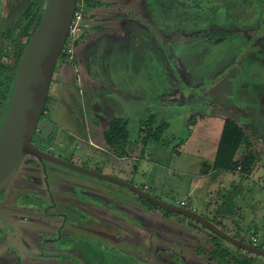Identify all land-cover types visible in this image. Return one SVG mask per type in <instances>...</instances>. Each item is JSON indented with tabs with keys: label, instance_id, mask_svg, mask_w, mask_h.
I'll return each mask as SVG.
<instances>
[{
	"label": "rangeland",
	"instance_id": "rangeland-1",
	"mask_svg": "<svg viewBox=\"0 0 264 264\" xmlns=\"http://www.w3.org/2000/svg\"><path fill=\"white\" fill-rule=\"evenodd\" d=\"M102 1L109 3V0ZM148 1L151 8L136 10L134 14L125 6V10L122 9L120 14L127 18L124 20L135 23V25L130 24L133 28L138 29L137 24H141L139 27L141 30L137 33L141 32L144 38L138 39L137 43L142 44L144 39H148L149 49H152L151 52L158 51L159 57L154 56L155 53H151L150 50H148L150 53L146 50L137 51L138 45L131 44L132 48L130 47V51L125 52L123 56L108 60L111 62L104 68L105 73L101 79L105 81L106 86L98 89V96L92 102L98 113L96 114L97 123H100L98 129L94 130L91 120L86 127L79 126L82 119L86 118L87 122L91 114L87 110L84 114L81 112L76 97L67 99L69 103L64 101L68 103L67 108L65 109V105L60 109L58 107L56 117L52 115L63 126L70 128L72 126L73 130L82 134L81 140H86V143L89 139L95 143L101 142L104 129L108 127V120L116 116L127 119L130 134L136 132L139 121L150 115L156 116L158 121L164 118L173 130L180 126L183 119L190 136L184 137L178 129L176 133L169 134L158 143L147 144L144 151L141 149V144H137L134 150L138 157L130 158L129 162L120 161L117 157L103 153L102 147L94 148L95 151H101H93L94 155L100 157L96 166L88 160L81 163L75 157L73 161L69 154H61L59 147L62 144L49 141L44 143L38 133L33 137L34 141L44 151L63 160L86 166L102 174L118 176V179L123 181H132L140 188L145 186L143 188L145 190L151 186L153 191L147 192L155 198L158 197L160 201L176 207H180V203L184 202L186 206L181 208L193 207L195 210H200L202 216L217 224L220 223L227 234L236 239L242 238L250 243L254 239L252 233H256L260 240L264 241V72L257 73L256 69H252V76L249 78L240 76L238 82L239 79L235 77L237 71H234L236 68H245L247 66L245 61L249 58L253 63H264V19L262 26L257 22L248 23L251 16L236 20L228 19L218 27L198 28L200 30L197 32V28L192 27L188 21L176 27L170 20L162 21L165 17L163 11L159 12L156 9L155 0ZM29 2L30 0H0V18L2 17L4 27L0 25V34H5L8 26L14 31L13 34L19 32V28L14 27L18 23L20 13ZM112 3L110 1L109 11H116ZM94 18L80 21L79 33L83 30L84 23ZM154 19L162 21L159 22L162 30H156V24L152 21ZM111 23L113 24V21ZM111 23L101 20L97 25L107 28ZM168 26L173 29L165 30L164 28ZM89 31L90 37H96L98 33L96 29L91 27ZM155 33L158 34L160 42H164L162 47L156 43V38L152 37ZM213 34L217 35L213 36ZM226 34L230 37L241 36L242 44L229 51L228 43L222 42ZM196 36L199 42L208 43L207 48L210 47L213 56L217 55L216 61L214 59L208 62L202 68H198L197 65L192 67L191 63L206 54L207 48L203 47L195 58V55H191L189 51L192 47L182 44L191 39L195 40ZM1 47H3L2 42H0ZM75 50L76 46L74 54ZM227 51H229L228 57H225L214 70L216 62L220 59V57L218 59L219 54L222 56ZM141 62H146L148 68L145 70L149 71L148 77H151L149 80L154 79V82L147 81L143 68L135 66ZM221 72L226 73L214 81ZM247 73L249 74V69ZM73 75L75 79L76 76ZM83 75V71L79 70V79H83ZM260 81L263 83L257 90L256 83ZM52 89L53 87L50 88L49 94ZM83 89L90 95L87 97L89 102L91 92L88 86L83 85ZM222 91H225L224 95L221 94ZM186 103H192L194 111L186 113L188 107L184 105ZM131 105L136 106L131 108L130 112ZM177 118L180 119L178 125ZM227 118L235 120L246 135L256 140V146L249 149H255L254 153L258 159L255 169L248 176L242 175L239 170L225 174L222 171L212 170V157L216 147L214 143L223 124L221 120ZM42 122L38 123V128L41 127ZM252 133H255L254 137ZM85 147L88 145L81 146L83 150ZM240 156L241 154H237V158ZM23 161H27L32 167L31 170H26L31 172V177L19 182L20 172L27 166L21 162L9 185L0 192V257L5 262L9 261L6 254L11 251L18 264H61L62 259L54 258L58 256L57 250L60 249L66 264H126L128 261L126 255L133 263L134 258L138 257L147 259L151 264H172L165 261L161 254L157 255L159 250L164 249L166 252L162 253L163 257H173L176 264L185 262V264H224V259L213 254L219 245V249H224L220 254L230 257V254L234 253L255 259V263L252 264H264V257L258 258L253 253L239 249L200 223L163 210L159 206H150L145 212V217H141L140 211L126 207V204H129L128 197L121 196L119 191L127 192L132 197L134 194L124 187L49 162L42 167L32 156H26ZM35 163H38L36 167H34ZM128 165L136 168L135 174L139 176L135 179L127 178ZM34 176L38 178L35 179ZM148 177L151 178L149 181L146 179ZM18 186L24 191L13 190ZM50 196L54 200V205L60 206L62 212L68 209L71 222L77 223L79 229L77 227L73 229L69 225L64 228L58 225L56 228L50 217L33 210L35 203L42 206L41 202L45 197L50 199ZM96 198L98 202L103 203L105 210L97 207L98 203L95 205L91 203V200ZM75 206L82 207L83 211H75L73 209ZM126 212L141 224L133 223ZM104 218L110 221L109 225L101 224ZM116 226L125 230L126 238L115 239L114 235L102 233L107 231L117 234ZM56 235V243L59 242V236H62V240L66 242L61 241L63 244L56 245L43 242ZM214 239L217 246L212 243ZM157 257H160L159 260L156 259Z\"/></svg>",
	"mask_w": 264,
	"mask_h": 264
},
{
	"label": "trees",
	"instance_id": "trees-1",
	"mask_svg": "<svg viewBox=\"0 0 264 264\" xmlns=\"http://www.w3.org/2000/svg\"><path fill=\"white\" fill-rule=\"evenodd\" d=\"M156 1V9L160 12L163 11L164 16L167 18H162V21L164 19L166 22L172 21L173 26H182L183 22L188 21L192 27L197 28L196 31L198 32V28H204L208 29L210 26L218 27L221 23L225 22L228 19L236 20V19H242L247 18L248 23L254 24L257 22L259 26L263 24L264 19V0H155ZM110 3V1H109ZM101 2V0H77L76 3V11H81L83 19H90L94 17H101V18H121L122 15H120V12L122 9H125V6L122 8H117L116 11H109L110 4ZM147 6L148 8H151L150 3L147 0ZM45 5V0H30L28 6L24 8V10L20 13L18 17V23L14 27L19 28V32L15 35L13 34L14 31L8 26L5 34H0V42H2L3 47L0 48V125L1 121L3 119V115L5 113V109L7 106V102L9 99V94L11 91V87L13 84V77L16 69L17 62L19 60L20 54L23 50V48L26 45V42L31 36V33L33 32L34 28L39 22V19L42 15L43 9ZM131 13L136 14V10H132L131 8H128ZM135 11V12H134ZM236 12V13H235ZM165 14H168L166 16ZM252 14V15H251ZM224 19V20H223ZM156 22L157 20L154 19ZM161 21V22H162ZM2 17L0 18V25L2 26ZM160 22V21H158ZM237 22V21H236ZM238 25H240L239 22H237ZM166 25V24H163ZM170 26V25H169ZM165 27L166 30H171L173 27ZM3 27V26H2ZM235 27V26H234ZM4 28V27H3ZM81 30V29H80ZM83 30L81 33H79L78 38L74 42V48L79 43V40L83 36ZM217 35V34H213ZM260 35V34H258ZM198 36V33H197ZM196 36L195 40H189L185 41L184 44L187 47H192L189 51L190 54H198L203 47L207 48L208 43H201L198 41V37ZM203 36L205 34L203 33ZM225 40L222 42H227L229 51H233L236 47H239L240 44H242V38L241 36H231L229 34L224 35ZM25 40V41H23ZM181 44V45H182ZM193 46H192V45ZM246 45V44H245ZM245 45L243 47V51L245 50ZM208 52L206 54L201 55L198 59H196L194 62L191 63V66L197 65L198 68L205 67L206 64L210 61H216V56H213L211 54L210 47L207 48ZM214 50V49H213ZM217 49H215L216 51ZM229 51L224 52V54L221 56L219 54L218 59L214 70L217 66H219L225 57H228L227 53ZM67 53L66 51H62L58 57L54 73L57 69L58 63H61L65 61L66 63H70L66 61ZM4 59L6 61H4ZM76 57L71 62L75 63ZM207 63H206V62ZM245 68H236L234 71H237L235 77L238 78V82L241 78L247 77L249 78L252 76V69H256L255 71L257 73L264 72V63L262 62H255L253 63L250 58L245 61ZM58 64V65H57ZM252 65V66H250ZM259 68V69H257ZM246 69V70H245ZM249 69V74L247 73V70ZM245 70V71H244ZM263 70V71H262ZM242 73H240V72ZM245 72V73H244ZM226 72H221L218 77L214 80H218L221 78L222 74ZM256 74V73H254ZM100 76V74H99ZM103 77V74L101 75ZM205 76V75H204ZM225 80V79H224ZM224 80L222 81L221 86H223ZM261 80V79H259ZM53 78L49 86L50 88L53 87L54 84ZM154 82V79L150 80V83ZM264 82V81H263ZM262 81L256 83V86L258 88H255L257 90L260 89V85L263 83ZM245 83V82H244ZM246 85V83L244 84ZM156 87L158 88L157 91L159 92V85L157 84ZM155 87V88H156ZM221 90V89H220ZM221 94H225V91H222ZM160 95H158V98ZM49 100V91L47 95V100L43 109V112L41 114V117L39 119V122L43 119H45V114L48 112L47 103ZM173 104V103H172ZM260 104V103H259ZM166 105V104H164ZM174 106H177L173 104ZM185 106H188L185 112L194 111V105L191 104H184ZM172 115V114H171ZM156 116L150 115L148 118L143 119L139 121L138 128L134 134H130V128L128 126V121L124 117H112L108 120V127L103 133V142L105 147L108 149L110 154L114 155L115 157L119 159L124 158H137L138 154L134 150V146L137 144H141L142 151L145 150V146L150 143H158L162 141L166 136L172 133H176L178 131L180 134H184L183 136H190V131L186 128L185 121L182 119V122L179 124L180 126L177 127V129L173 130L171 129V125L168 123L167 120L164 118L160 119L159 121L156 119ZM172 119L174 120L173 116ZM44 121V120H43ZM38 122V123H39ZM180 122V119L177 118V125ZM43 123V122H42ZM41 128H36V131L33 135L35 136L36 133L40 134ZM177 130V131H176ZM255 136V133H252V137ZM32 137L31 143L33 146L38 147L34 141V138ZM183 137V138H184ZM252 140L249 136L245 134V131L242 129V127L233 119L227 118L224 119L221 134L219 141L216 146V150L214 152L213 160H212V169L216 171H224V172H236V170H239V172L242 173V175L248 176L251 171L253 170V167L256 166V161L258 157L255 155L254 151H251L248 147L251 146ZM143 142V143H142ZM146 143V144H145ZM243 147L244 153L237 158V152L240 149V147ZM40 148V147H38ZM130 148H132L130 150ZM41 149V148H40ZM43 150V149H42ZM31 156V155H27ZM35 158L34 156H32ZM25 159V157H24ZM23 159V160H24ZM35 160H37L35 158ZM129 161V159H128ZM39 162V161H38ZM27 163V161H22V164ZM25 165V164H24ZM85 175V174H84ZM135 174V170H133V176ZM242 177V176H241ZM133 185H136L140 190H145L143 188H140L137 184L133 183L132 181H127ZM126 189V188H125ZM130 191L129 189H127ZM132 194H134L138 201H140L143 205L147 207V209L150 208V206H157L154 203H151L132 191H130ZM146 192V190H145ZM147 193V192H146ZM149 194V193H148ZM165 210V209H163ZM167 211V210H166ZM209 220L208 218H206ZM213 224H215L217 227H219L221 230L226 232L224 228H222L219 224L214 222L213 220H209ZM227 233V232H226ZM218 236V235H217ZM241 241H244L242 238H240ZM213 244L216 245V240L214 239ZM217 246V245H216ZM218 247V248H217ZM217 250L213 254L216 256H220L222 259L225 260L224 264H252V260L248 257H242L238 254H230L231 256L228 257L225 254H220L222 251L224 252V249H219V245L217 246ZM238 248V247H237ZM241 249V248H239ZM213 252V251H212Z\"/></svg>",
	"mask_w": 264,
	"mask_h": 264
},
{
	"label": "water",
	"instance_id": "water-1",
	"mask_svg": "<svg viewBox=\"0 0 264 264\" xmlns=\"http://www.w3.org/2000/svg\"><path fill=\"white\" fill-rule=\"evenodd\" d=\"M76 3L77 0H45L39 22L20 54L0 125V192L9 185L24 157L31 155L42 164L53 163L129 189L167 211L200 223L236 247L264 257V250L230 236L195 211L160 201L127 181L63 160L32 145L31 139L47 100L54 69L67 38Z\"/></svg>",
	"mask_w": 264,
	"mask_h": 264
},
{
	"label": "crops",
	"instance_id": "crops-1",
	"mask_svg": "<svg viewBox=\"0 0 264 264\" xmlns=\"http://www.w3.org/2000/svg\"><path fill=\"white\" fill-rule=\"evenodd\" d=\"M109 1L113 2L111 5H114L116 9L122 8L123 6H127L128 8L130 7L132 9L139 10V11L141 9H143V10L148 9L147 0H109ZM150 6H151V4H150ZM120 15H122V14H120ZM124 19H127V18L122 15L121 18H117V19L113 18V20H111L109 18H105V17L104 18L96 17V18L92 19L91 21L90 20L86 21V23H84V26H83V33L84 34H83L82 38L79 40V42H78L79 44L76 46V50H75L76 61H75V63H73L72 65H71V63H66L65 61L59 63V65L57 66V69L53 75V80H55V81L53 84V89L50 91V94H49V100H48L49 104L47 105L48 106V112L45 114V117H44L45 119H44V121L40 127L41 129H40L39 133H40L44 143L49 141V142H56L58 144H62L60 147L58 146L60 148L61 154L67 153L72 157V159L75 157L81 163H82V161L88 160L90 162H93L95 164V166L98 165V160H100V157L97 155H94V153H93V151H95L94 148L102 147L103 153L106 152V154L110 155L111 157H115V156L110 154L108 149H105L106 147H105V145H103V143H104L103 140L99 143H95L93 140L89 139L88 143H86V140H84V141L81 140L82 134H79L78 132H76L77 130H73L72 126H71V128L68 126H63L59 121L56 120L55 117H56L57 112L59 111V109L61 107H63L65 105V109L67 108L66 104L69 103V100L67 101V99L76 97L80 103L81 112L84 114V111L87 110L91 114V117H88L87 122H86V118L84 115L85 119L84 120L82 119V122L80 123L79 126L86 127V125L89 124V122H90L89 120H91V125L95 130V128H97L100 123H97L98 121L96 118V114H98V113L95 111V109H94L95 105H92V102H94L98 96V89H101V87L104 88L106 86L105 81L103 82L101 80V79H103V77L101 75L103 73H105L104 68L106 66H108V64L111 62L108 60L113 59V58H119V57L123 56L125 52L130 51L129 50L130 47L132 48L131 44H137L138 45V47L136 48L137 51L142 52L143 50H146L148 53L151 52L152 49H149V43H148L149 40L148 39L147 40L144 39V43H142V44L137 43L138 39L144 38L143 35H141V32H140V34H138L139 30H141V29H139L141 24H137L138 29H136V28H133V26H130V24L135 25V23H133V21L128 22L127 20H124ZM101 20L107 21L109 23H111L113 21L114 25L111 23L110 26H108L107 28L105 26L100 27L97 25V22L101 21ZM152 21L154 22V24H156V28H157L156 30L157 31L162 30V27H160L159 22H158L161 20H157L156 22L154 20H152ZM161 25H163V24H161ZM119 26L121 27V29ZM91 27L96 29V31L98 32L96 37H94V38H93V36L90 37L89 28H91ZM137 31H138V33H137ZM146 33H147V31H146ZM88 37L91 39H89ZM152 37L156 38L157 44H159L161 47L163 46L164 42H160V40L158 39L157 33L152 35ZM134 39H136V40L134 41ZM125 45H126V47H125ZM148 50H150V52ZM151 53H155L154 56L159 57L158 51L151 52ZM196 54H194L195 58H196ZM95 60H97L98 62H96ZM146 65H147L146 62H141L139 64H136L135 66L139 67V68L142 67L143 72H146V73H144L146 80L150 81L149 78H151V77H148L149 71L145 70L148 68ZM79 70L83 71V74H84L83 79H79V76H78ZM132 72L133 71L131 70V73ZM72 73L75 74V76H76L75 79H74V75ZM99 74H100V76H99ZM83 85H84V87L88 86V89L91 92V100L89 102L87 100V97H89L90 95L86 90L84 91ZM92 95H94V96L92 97ZM64 101H67L68 103H65ZM134 106H136V105L130 106V112H131V108H133ZM58 107H59V109L57 111ZM52 114L55 116L54 118H53ZM116 117H120V116H116ZM223 121L224 120H221V123ZM222 125L219 128V133L217 134L216 143H214V145H216V146H217V143H218L219 138H220V134H221L220 129H222ZM104 130H106V129H104ZM82 145H88V147H85V150H83L81 148ZM255 146H256V140L254 139V140H252V144L250 147L254 148ZM250 147H248V148H250ZM49 148L51 149L52 147H49ZM131 149L132 148H130V150ZM215 150H216V147H215ZM254 150H251V151H254ZM74 152H75V154H74ZM95 152H101V151L96 150ZM242 153H244V149L241 146L240 149L238 150L237 154L242 155ZM92 154H93V157H92ZM91 158H92V160H91ZM74 159H73V161H74ZM128 159H130V158H124V159L121 158L120 161L129 162ZM212 160H213V157H212ZM24 164L27 166L24 168V170H22L20 172L19 182H20V180L26 181L31 176V174H30L31 172H26V170H31L32 167L28 163H24ZM34 167H36V165H34ZM84 167H86V166H84ZM128 169H129L128 170L129 172H128L127 178L135 179L136 177L139 176V175L133 176V170H135L136 168L135 169L133 167L131 168L130 165H128ZM253 169H255V167H253ZM92 170H94V169H92ZM118 173H120V171ZM222 173L225 174L227 172L222 171ZM111 176H113V175H111ZM113 177L118 178V176H113ZM246 178H248V177H246ZM96 179H98V178H96ZM146 179L149 181L151 178L148 177ZM243 179H245V178H243ZM243 179H241V180H243ZM144 187L145 186H143V188ZM18 188H21V187L20 186L15 187V189H18ZM232 189L234 190V186L232 187ZM147 191L149 193H151L153 191L151 186H148L146 188V192ZM119 192H120L121 196L126 197V198L128 197L127 199H128L129 204H126V207H129L130 209H137V210L139 208L141 210L144 209L143 212L147 210V207L145 205H143L142 203L137 201V197L135 195L132 197L131 194H129L127 192H121V191H119ZM7 199L9 200V197H7ZM94 202L96 203L97 200L94 199ZM98 203H100V202H98ZM16 209L20 210L19 208H16ZM190 210L198 212V214L200 213V210H195L193 207ZM150 214H151V210H150ZM200 215H202V214H200ZM194 230H195V232L198 231L197 228H195ZM188 231H190V229H188ZM251 236H253V238L257 242H259L257 244L258 248H260L261 246H264V241H261L259 236L256 233L255 234L252 233ZM23 243H24V241H23ZM9 252L10 253L6 254V255L8 256V260L10 263L11 262L10 259H16V258L11 251H9ZM255 256L260 258L259 257L260 255L255 254ZM251 260L253 263H255V259H251ZM6 263H5V261L3 262L2 260H0V264H6Z\"/></svg>",
	"mask_w": 264,
	"mask_h": 264
},
{
	"label": "flooded vegetation",
	"instance_id": "flooded-vegetation-1",
	"mask_svg": "<svg viewBox=\"0 0 264 264\" xmlns=\"http://www.w3.org/2000/svg\"><path fill=\"white\" fill-rule=\"evenodd\" d=\"M39 164H41L42 165V167H45V163L46 162H44V164H42L41 162H38ZM38 163H35V165H37ZM31 177V176H30ZM34 178L36 179V178H38L37 176H34ZM13 190H19L18 192H23L24 190L23 189H21L20 190V188H18V189H13ZM11 195V194H10ZM10 195L8 196L9 198H10ZM95 200H97V202L96 203H98V198H96ZM33 200H31V202H32ZM138 201V200H137ZM140 202V201H139ZM91 203L93 204V205H95L96 203L94 202V199H92L91 200ZM141 203V202H140ZM41 204H42V206H40L39 204H34V206H33V210H35L36 211V213H38V214H42V215H45V216H48V217H50L51 218V220L56 224V228H58V225H60V227H64V226H66V225H69L70 227H72L73 229L74 228H79L78 227V224L77 223H72L71 222V220H70V215H69V213H68V209L66 210V211H63L62 212V210L60 209V206H59V204H58V206L59 207H57V205H54V200H53V198L50 196V199H48V198H46L45 197V199H44V201H42L41 202ZM100 206H99V205ZM98 204H96L97 205V207H100L102 210L104 209L105 210V207L103 206V203H98ZM33 205V204H32ZM32 205H30V206H32ZM103 206V207H102ZM46 208V209H45ZM44 209L46 210V211H44ZM75 211H77V212H82L83 210H82V207H77V206H75L74 208H73ZM144 210V209H143ZM143 210H141L140 208L138 209V211H140L142 214L140 215L141 217H145L144 215H145V212L146 211H144L143 212ZM104 212V211H103ZM65 213V214H64ZM196 213H198V212H196ZM126 214H127V216H128V218L133 222V223H137V224H141V222L139 221V220H134L131 216H130V213L128 212H126ZM200 214V213H199ZM90 215V214H89ZM204 217V216H203ZM205 218V217H204ZM107 219L106 218H104V219H102L101 220V224L102 225H104V226H107V225H109L110 224V221H106ZM105 223V224H104ZM117 227V234H112L111 232H107V231H102V233L103 234H105V233H107L108 235H110V236H112V235H114L113 237L115 238V239H124V238H126V235H127V233H125V230H123L122 228H119L118 226H116ZM94 233H96V232H94ZM98 234H100L99 232H97ZM59 234H60V232H59ZM49 235H47V237H48ZM47 237H45V238H47ZM44 238V239H45ZM44 239H42V241L44 240ZM57 235L54 237H52L51 239H46L45 241H43L45 244H47L48 242H51L53 245H56V244H58V243H61V244H63V242H66V241H63L62 239V236L60 237L59 236V242L58 243H56L57 242ZM61 241H63V242H61ZM69 251H71V250H69ZM57 252H58V256H54V258H58L59 260H61L62 259V262H61V264H66V259H64V257L62 258V254L60 253V252H62V250H60V249H58L57 250ZM166 251L164 250V249H162V250H159V252H157V255L159 256L160 254H161V256H162V258H164L165 259V261H168V262H170V263H172V264H176V262H174L175 260H174V258L173 257H168V258H165V257H163V255H162V253H165ZM67 256H65V258H66ZM177 257H180V256H177ZM126 258H127V263L126 264H151L150 262H148L147 261V259H145V258H134V263L130 260V258L129 257H127V255H126ZM159 258L160 257H157L156 259H158L159 260ZM155 259V257L153 258V260ZM176 259V258H175ZM0 260H2L3 261V259H1L0 258ZM10 263H9V261H7V263L6 264H13L14 262H16V264H18V262L16 261V259H10ZM4 262V261H3ZM186 263V262H185ZM184 263V264H185ZM87 264H89V263H87Z\"/></svg>",
	"mask_w": 264,
	"mask_h": 264
},
{
	"label": "built area",
	"instance_id": "built-area-1",
	"mask_svg": "<svg viewBox=\"0 0 264 264\" xmlns=\"http://www.w3.org/2000/svg\"><path fill=\"white\" fill-rule=\"evenodd\" d=\"M80 21L81 22L83 21L82 13L81 11H76L75 9L73 14V19L69 27L68 35L62 48V51H66L67 53V58H66L67 62H72L73 59L75 58L74 42L78 38V33L80 32L81 29ZM185 205L186 204L184 202L180 203L181 207L182 206L184 207ZM250 244L257 247L258 242L255 239H253ZM260 249L264 250V246H261Z\"/></svg>",
	"mask_w": 264,
	"mask_h": 264
},
{
	"label": "clouds",
	"instance_id": "clouds-1",
	"mask_svg": "<svg viewBox=\"0 0 264 264\" xmlns=\"http://www.w3.org/2000/svg\"><path fill=\"white\" fill-rule=\"evenodd\" d=\"M181 207V206H180ZM183 207V206H182ZM185 207V206H184Z\"/></svg>",
	"mask_w": 264,
	"mask_h": 264
}]
</instances>
